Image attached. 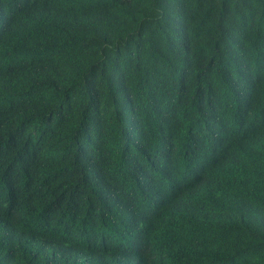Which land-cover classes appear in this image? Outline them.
Instances as JSON below:
<instances>
[{
  "label": "trees",
  "instance_id": "1",
  "mask_svg": "<svg viewBox=\"0 0 264 264\" xmlns=\"http://www.w3.org/2000/svg\"><path fill=\"white\" fill-rule=\"evenodd\" d=\"M0 264H264V0H0Z\"/></svg>",
  "mask_w": 264,
  "mask_h": 264
}]
</instances>
